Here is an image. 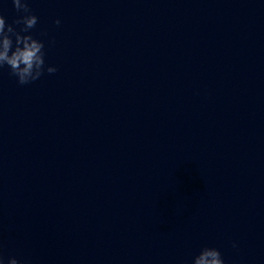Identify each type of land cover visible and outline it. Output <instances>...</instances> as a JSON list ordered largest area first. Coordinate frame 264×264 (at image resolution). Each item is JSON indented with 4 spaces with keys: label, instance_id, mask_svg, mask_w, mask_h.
Wrapping results in <instances>:
<instances>
[{
    "label": "clouds",
    "instance_id": "9594fccd",
    "mask_svg": "<svg viewBox=\"0 0 264 264\" xmlns=\"http://www.w3.org/2000/svg\"><path fill=\"white\" fill-rule=\"evenodd\" d=\"M13 7L18 13H23L11 24L0 12V68L8 66L10 74L17 78L20 85L29 84L38 80L45 71L49 74L58 69L45 64V45L42 40L34 38L30 30L38 23V17L33 14L28 0H12ZM57 25L60 20L55 21ZM13 25H22L19 30ZM236 245L233 244V247ZM0 264H4L0 256ZM7 264H21L15 257H10ZM191 264H224L219 249L203 247L192 258Z\"/></svg>",
    "mask_w": 264,
    "mask_h": 264
}]
</instances>
